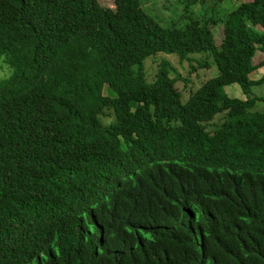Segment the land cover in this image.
I'll use <instances>...</instances> for the list:
<instances>
[{
    "label": "trees",
    "instance_id": "1",
    "mask_svg": "<svg viewBox=\"0 0 264 264\" xmlns=\"http://www.w3.org/2000/svg\"><path fill=\"white\" fill-rule=\"evenodd\" d=\"M114 2L0 0V264H264V0L220 20L219 47L216 19ZM156 54H205L215 75L147 84Z\"/></svg>",
    "mask_w": 264,
    "mask_h": 264
},
{
    "label": "rangeland",
    "instance_id": "2",
    "mask_svg": "<svg viewBox=\"0 0 264 264\" xmlns=\"http://www.w3.org/2000/svg\"><path fill=\"white\" fill-rule=\"evenodd\" d=\"M98 1L102 6L115 9L114 0ZM244 1L249 0H223L222 2H217L216 0H141L143 2V9L151 16L163 22L161 24L164 26L170 27L174 24L179 27H185L189 23L190 17L201 23L206 20H218L217 24L208 23V28L213 34L217 47L222 44L224 38L223 23L220 20H223L229 12L235 10ZM187 11L190 12V16H188ZM188 35L193 41L199 39V24L197 22L189 26ZM206 56L205 54H197L190 56L186 61H182L176 55L156 54L144 62L146 83L152 84L159 68L167 66L172 73V78L176 79L180 77L181 79H178L177 88L183 90L186 87V83H188V89L199 87L203 80L215 75L214 68L201 69V63L205 60ZM263 60L264 54L259 52L256 59H254V64L258 65ZM193 69H197V71L191 73ZM173 70H177V73H174ZM9 77V68L3 66L0 69V82ZM263 79L264 68L259 69L249 77V80L254 83ZM104 87L108 88L106 85ZM107 88L96 95L95 101L102 97L112 96V93ZM224 91L231 99L247 100L246 95L238 85L227 87ZM251 96L264 98V85L254 86L251 90ZM256 110L264 111V103H259ZM220 120V116H218L216 121H214L215 124H219ZM104 121L108 124L110 120L104 119ZM209 128L214 129V126L210 125Z\"/></svg>",
    "mask_w": 264,
    "mask_h": 264
}]
</instances>
